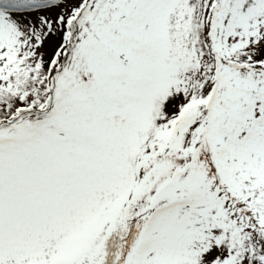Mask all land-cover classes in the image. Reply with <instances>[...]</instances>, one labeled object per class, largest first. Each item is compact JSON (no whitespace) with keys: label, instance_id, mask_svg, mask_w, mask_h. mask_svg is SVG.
I'll return each mask as SVG.
<instances>
[{"label":"snow or ice","instance_id":"snow-or-ice-1","mask_svg":"<svg viewBox=\"0 0 264 264\" xmlns=\"http://www.w3.org/2000/svg\"><path fill=\"white\" fill-rule=\"evenodd\" d=\"M0 264H264V0H0Z\"/></svg>","mask_w":264,"mask_h":264}]
</instances>
